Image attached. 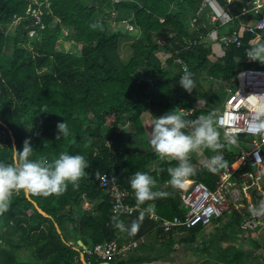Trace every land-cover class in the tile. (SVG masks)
I'll list each match as a JSON object with an SVG mask.
<instances>
[{
	"label": "trees",
	"instance_id": "1",
	"mask_svg": "<svg viewBox=\"0 0 264 264\" xmlns=\"http://www.w3.org/2000/svg\"><path fill=\"white\" fill-rule=\"evenodd\" d=\"M218 1L224 4V0ZM199 3L200 0H0V162L10 163L11 149L21 150L23 141L30 139L32 159L43 157L51 162L61 153L79 154L89 165L85 175L75 185L69 183L60 194L45 196L21 190L10 195L7 209L0 211V264H82L79 242L92 247L120 235L137 240L146 232L136 251L107 262L150 263L171 250L173 234L154 229L155 224L146 217L113 215L99 179L103 174L110 175L130 194L129 202L138 204L130 179L136 172H146L155 185L167 183L165 188L153 190L167 195L139 205L154 204L156 215L165 219L184 215L179 190L168 184V169L178 164L161 159L151 149L142 115L149 114L153 120L177 107L187 112L202 98L213 108V104H221L224 94L210 90L203 95L201 80L210 77L230 86L240 69H264V64L245 56L249 47L264 40V31L257 35L244 32L240 46L230 45L219 57L210 48L214 43L205 40L214 30L207 19L210 11L192 22ZM29 7L42 12L40 24H33L34 19L27 13ZM240 7L233 6V16L239 14ZM105 9L115 12L117 22L128 23L139 34L126 62L119 56L118 43L131 30L110 29L98 19ZM16 19L18 24H13ZM241 24H252V19L235 18L217 30L219 34H232ZM10 25L14 28L8 33ZM63 42L72 50L64 51ZM24 44L30 46L29 52ZM158 51L169 54L164 63L156 57ZM177 58L185 70L175 63ZM185 71L195 74L199 93L189 94L180 87L178 81ZM208 114L203 108L194 109L189 119ZM64 121L70 135L57 140V123ZM199 152L207 158L223 154V166L216 168V174L232 164L236 154L230 145L217 152ZM189 156L192 165L196 157L193 153ZM216 174L202 164L190 178L213 189ZM33 202L49 218L38 213ZM85 202L90 205L84 207ZM234 210L224 216L229 220L217 229L220 236L214 233L216 243L230 229L243 230L241 215L247 216L248 210ZM118 222L122 228L116 227ZM133 223L138 225L134 233L129 231ZM201 230L197 224L181 231V240L193 243ZM158 239L163 242L155 257L148 251L154 249L152 240ZM253 243L262 253L250 264H264V241ZM237 251L230 264L243 255V251ZM84 259L88 264L102 263L87 256Z\"/></svg>",
	"mask_w": 264,
	"mask_h": 264
},
{
	"label": "built area",
	"instance_id": "2",
	"mask_svg": "<svg viewBox=\"0 0 264 264\" xmlns=\"http://www.w3.org/2000/svg\"><path fill=\"white\" fill-rule=\"evenodd\" d=\"M235 4L241 5L237 16L232 15ZM206 10L210 11L208 20L212 24L216 22L228 24L235 18L241 17L252 19V24H241L238 31L232 34L218 36L213 30L206 35V40L218 45L221 55L223 50L232 44L240 46V39L244 32L257 35L264 31V0H224L222 5L217 0H200L192 22L196 23ZM27 13L34 19V25L40 24L42 12L39 9L29 7ZM30 35H33V31H30ZM175 63L182 65L183 70L186 69L180 59H175ZM235 85V91H232L231 87H226L227 95L220 110L212 111L220 117L221 123L218 130L222 137L226 130H237L239 133L238 144L234 146L237 151L234 161L218 174H216L218 166L213 158L219 156L223 160V154L201 162L208 172L216 174L213 189L189 178L186 187L181 189L180 193L181 207L185 210L184 215L165 219L156 215L153 205L141 207L139 204L130 203V194L120 188L110 175L103 174L99 179V186L108 194L110 211L113 215L144 216L155 224L154 229H160L164 234H179L181 231L192 229L197 224L201 225L202 230L208 228L218 220L224 219L231 207L245 208L246 199L248 215L243 217L241 229L254 232L264 224V215L253 216L249 211L264 200V136L247 134L251 108L264 103V69H244L238 72ZM105 143L108 145L107 141ZM254 193L257 197L253 202ZM119 238L122 240L120 243ZM143 242V238L128 240L126 237L119 236L110 242H103L92 247L81 245L80 261H84L82 264H88L84 256L100 262H107L118 256L126 257L127 254L136 251Z\"/></svg>",
	"mask_w": 264,
	"mask_h": 264
},
{
	"label": "clouds",
	"instance_id": "3",
	"mask_svg": "<svg viewBox=\"0 0 264 264\" xmlns=\"http://www.w3.org/2000/svg\"><path fill=\"white\" fill-rule=\"evenodd\" d=\"M245 56L252 61L264 64V40H259L246 50ZM195 74L185 71L178 83L187 93L197 88ZM190 113L180 107L174 108L164 115L153 117L148 144L161 159L170 158L178 161V166L169 168L168 184L174 189H183L195 169L189 161V155L204 149L217 152L226 145L237 146L238 131L226 130L221 137L219 132L220 117L211 113L205 117L189 119ZM57 140L70 135L66 122L57 123ZM247 134L264 136V103L251 108V119L247 126ZM34 149L30 139L23 141L22 149H11V162H0V211L6 210L10 195L16 191L31 194H60L69 183L75 185L88 168V161L83 155L61 153L58 158L49 162L46 158L32 159ZM217 166H223L219 156L213 158ZM155 180L146 172H136L130 179V187L134 191L138 204H144L157 197L166 196L165 192L153 191ZM151 207V205H149ZM251 215H264V200L249 209ZM116 227L122 228V223ZM138 225L133 223L129 229L134 233Z\"/></svg>",
	"mask_w": 264,
	"mask_h": 264
},
{
	"label": "rangeland",
	"instance_id": "4",
	"mask_svg": "<svg viewBox=\"0 0 264 264\" xmlns=\"http://www.w3.org/2000/svg\"><path fill=\"white\" fill-rule=\"evenodd\" d=\"M92 4L93 3L89 1V5L92 6ZM115 18L116 13L106 9L102 14L98 15V19L104 21L112 30H120L121 32H124L126 28L128 30H131V26H129L128 23L125 24V22H117ZM13 24H18V20L14 21ZM13 28V25H10L6 32L11 33L13 31ZM0 31H2L1 27ZM66 31V29H63L64 34L67 33ZM128 35L129 36L120 38L118 43V53L120 58L124 62H126L131 56V44L135 41L136 38L139 37V34L134 30L133 27L131 30V34ZM24 48H26L28 52L30 51L29 45L24 44ZM61 48H63L64 51L72 50L70 45H67L64 42L61 45ZM156 57L160 62H164L169 58V54L163 51H158L156 53ZM200 89L202 90V92H204L203 95L208 94L210 89L212 90V88H208L207 84L203 82V80H201ZM194 91L196 93H199L197 89H194L193 92ZM197 102L199 103V105H197V107L199 108H206L208 106L210 109H212L205 98L198 99ZM142 121L144 126L147 127L149 131H151L150 124H152V120L150 115L143 114ZM1 138H3V133L0 131V146L2 145ZM262 226H264V224H262ZM262 226L254 232H245L244 230L230 229L227 232L228 234L226 235V239H223L222 241L220 240L218 243L214 242V244H211V237H209V240L205 242L203 241V239L197 240L194 245L178 248L175 251V256L177 259L182 260V264H203L204 262L211 264H221L222 262H224L225 264H230V258L234 256V253L237 250H240L243 251V255L240 256V258L237 259L234 264H250L251 261L259 257L260 253H262V249L258 246L256 247L253 243L255 241H264V227ZM263 245L264 244H262V246ZM225 248H228L229 250L225 251Z\"/></svg>",
	"mask_w": 264,
	"mask_h": 264
},
{
	"label": "crops",
	"instance_id": "5",
	"mask_svg": "<svg viewBox=\"0 0 264 264\" xmlns=\"http://www.w3.org/2000/svg\"><path fill=\"white\" fill-rule=\"evenodd\" d=\"M218 1V0H217ZM218 3H219V1H218ZM211 15V14H210ZM209 17V16H208ZM208 19V18H207ZM209 21V20H208ZM209 23L212 25V26H214L213 28H214V30L216 31V34L219 36V35H222V33H220L219 34V32H218V30H217V28L218 27H221V26H224L225 24H220V22H216V23H214V24H212L210 21H209ZM212 28V29H213ZM211 31H213V30H211ZM210 31V32H211ZM209 34V33H208ZM207 34V35H208ZM243 35V34H242ZM206 40V39H205ZM204 40V41H205ZM208 41V40H207ZM211 50H213V53L215 54V55H218L219 57L220 56H222L221 55V53H219L220 52V50H219V48H218V45L217 44H213V45H211ZM215 51V52H214ZM223 54H224V50H223ZM242 70H244V69H240L238 72H240V71H242ZM237 72V73H238ZM203 82H205L206 84H207V86H208V88H212V90H215V91H218V93H223L224 94V97L222 98V102H221V104L220 103H215V104H213V108L212 109H210L209 107H206V108H203V109H205V110H208L209 111V114H211L212 113V111H219L220 110V108H221V106H222V104H223V102H224V100H225V98H226V95H227V93H226V87H231V90H232V87L235 85V81H234V83L233 84H231L230 86H228V85H226L223 81H221V80H218V79H213V78H210V77H207V78H205V79H203ZM211 90V89H210ZM197 105H199V103L196 101V103H195V105H194V108H192V109H190L189 111H187V112H190L191 111V113H190V115L193 113V110L194 109H201V108H199V107H197ZM208 114V115H209ZM207 115V116H208ZM144 125V124H143ZM146 128V131L148 130L147 129V127H145ZM147 134H148V139H149V136H150V131L148 130V132H147ZM236 150V149H235ZM236 154H237V151H236ZM235 154V155H236ZM193 155H194V157H196V161H195V163L194 164H192V167L194 168V169H198L201 165H202V161H204V160H207V159H209V158H207L206 156H205V154H202V153H200V152H193ZM192 156V155H191ZM167 159H169V160H173V159H170V158H167ZM189 159H190V156H189ZM177 164H178V161H176V160H174ZM204 165V164H203ZM234 168H235V166H234ZM167 186V183H165V184H161V185H155V187L153 188V190H156L157 189V187H158V190H161V189H163V188H165ZM179 190V197H180V193H181V189H178ZM255 194V193H254ZM255 199H256V196H254L253 195V197H252V200H253V202L255 201ZM245 208H247V210H248V202H247V200L245 199ZM88 205H90V204H88V203H84V207H86V206H88ZM151 205H153L154 206V204H151ZM231 208H233V209H235L236 211H239V210H241L242 208H238V209H236V208H234V207H231ZM232 209V210H233ZM244 209V208H243ZM232 210H230V212L227 214V215H229L231 212H233ZM234 210V211H235ZM242 211V210H241ZM240 211V212H241ZM243 213V212H242ZM241 213V214H242ZM233 214V213H232ZM242 216V220H243V215H241ZM133 217H137L136 215L135 216H133ZM227 220H229V217L227 216V217H225L224 218V220L223 221H219V222H215L214 224H212L211 226H209L208 228H206V229H203V230H201L198 234H197V236H196V239H195V241L193 242V243H185V242H183L182 240H181V238H183V232L181 233H179V234H173L172 235V239H173V245H172V248H171V250L166 254V255H164V258H160V259H158V260H156V261H153V262H150V263H144V264H182V260L181 259H177L176 258V250L178 249V248H180V247H186V246H190V245H194V243L197 241V240H202L203 239V241L205 242V241H208L209 240V237H211V244H214V242H215V240H214V233L217 231V235H218V237L220 236V232L217 230L218 228H219V226L220 225H222V224H225L226 223V221ZM218 224V225H217ZM147 233V232H146ZM146 233H143V234H141V237L144 239V236L146 237ZM185 233V232H184ZM228 233H226V235H227ZM165 235H168V234H165ZM225 235V236H226ZM121 237H126V235L124 236V235H120ZM178 236V237H177ZM181 236V237H180ZM216 236V235H215ZM140 238V237H139ZM225 238H227V236L225 237ZM225 238H223V239H225ZM223 239H221V241L223 240ZM145 240V239H144ZM146 241H147V239H146ZM153 241V251H148V253H150V254H152L153 256H155L156 257V255H159L160 254V244H162V242H163V240L162 239H158L157 241L156 240H152ZM220 241V240H219ZM218 241V242H219ZM216 243V242H215ZM78 245L79 246H81L82 245V243L81 242H79L78 243ZM83 246V245H82ZM149 250V249H148ZM128 256V255H127ZM100 264H109L108 262H102V263H100Z\"/></svg>",
	"mask_w": 264,
	"mask_h": 264
},
{
	"label": "water",
	"instance_id": "6",
	"mask_svg": "<svg viewBox=\"0 0 264 264\" xmlns=\"http://www.w3.org/2000/svg\"><path fill=\"white\" fill-rule=\"evenodd\" d=\"M236 90V85H234L233 87H232V91H235ZM26 196H27V194H26ZM27 198H28V196H27ZM33 206L35 207V209L37 210V212L38 213H40L42 216H44V217H46V218H49V216L48 215H46L34 202H33ZM83 261V260H82ZM83 263H84V261H83Z\"/></svg>",
	"mask_w": 264,
	"mask_h": 264
}]
</instances>
